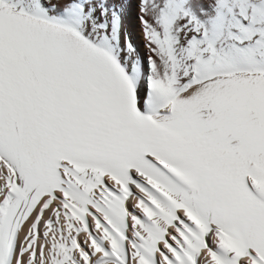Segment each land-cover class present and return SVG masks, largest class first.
<instances>
[{"label": "snow or ice", "instance_id": "obj_1", "mask_svg": "<svg viewBox=\"0 0 264 264\" xmlns=\"http://www.w3.org/2000/svg\"><path fill=\"white\" fill-rule=\"evenodd\" d=\"M0 264H264V0H0Z\"/></svg>", "mask_w": 264, "mask_h": 264}, {"label": "bare ground", "instance_id": "obj_2", "mask_svg": "<svg viewBox=\"0 0 264 264\" xmlns=\"http://www.w3.org/2000/svg\"><path fill=\"white\" fill-rule=\"evenodd\" d=\"M125 13H127L126 16L128 19V25H126L124 28L130 35L133 44L136 46L141 55H143L145 52L143 46V34L140 30V23L137 18L138 7L136 3L127 4V10Z\"/></svg>", "mask_w": 264, "mask_h": 264}, {"label": "rangeland", "instance_id": "obj_3", "mask_svg": "<svg viewBox=\"0 0 264 264\" xmlns=\"http://www.w3.org/2000/svg\"><path fill=\"white\" fill-rule=\"evenodd\" d=\"M127 10V5H125V12ZM124 12V20H123V23H124V27H126V25H128V19H127V13Z\"/></svg>", "mask_w": 264, "mask_h": 264}]
</instances>
